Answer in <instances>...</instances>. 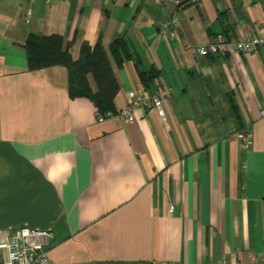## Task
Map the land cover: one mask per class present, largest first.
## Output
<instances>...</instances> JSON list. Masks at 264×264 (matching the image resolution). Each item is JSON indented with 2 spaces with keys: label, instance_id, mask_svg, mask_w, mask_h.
Listing matches in <instances>:
<instances>
[{
  "label": "crops",
  "instance_id": "crops-1",
  "mask_svg": "<svg viewBox=\"0 0 264 264\" xmlns=\"http://www.w3.org/2000/svg\"><path fill=\"white\" fill-rule=\"evenodd\" d=\"M0 0V239L49 230L51 264H264V45L200 56L218 36L264 39V0ZM57 34L73 60L100 44L117 91L169 92L160 118H96L67 71L29 70L28 35ZM115 37L138 58L117 64ZM137 70H154L144 88ZM87 80L95 89L90 74ZM251 133L243 147L237 132ZM4 253L1 254L3 256Z\"/></svg>",
  "mask_w": 264,
  "mask_h": 264
},
{
  "label": "trees",
  "instance_id": "trees-1",
  "mask_svg": "<svg viewBox=\"0 0 264 264\" xmlns=\"http://www.w3.org/2000/svg\"><path fill=\"white\" fill-rule=\"evenodd\" d=\"M187 0H182V5ZM26 66L29 70L40 69L52 65H61L67 71L68 97L84 96L88 98L96 108L97 115L113 110V98L117 91V83L113 76L111 66L104 48L100 44L89 46L82 44L78 59L73 60L69 54L67 45L63 47L62 38L57 35L41 36L28 35L23 43ZM109 52L113 60L119 65L126 60H131L135 66L138 58L130 52L126 40L115 37L109 46ZM138 78L144 88L156 76L154 70L145 73L137 70ZM87 74L91 75L95 89L92 90L87 80Z\"/></svg>",
  "mask_w": 264,
  "mask_h": 264
},
{
  "label": "built area",
  "instance_id": "built-area-1",
  "mask_svg": "<svg viewBox=\"0 0 264 264\" xmlns=\"http://www.w3.org/2000/svg\"><path fill=\"white\" fill-rule=\"evenodd\" d=\"M175 7L172 16L159 23V31L164 36L175 37V28L178 25L176 11L182 6V0H168ZM264 45V39L259 36H240L236 40H229L218 36L214 40L193 47L192 50L200 56L224 55L228 53L247 52ZM169 92L165 89L156 94H147L143 89L130 90L128 103L115 112H106L96 115L98 121L114 116L120 121L130 124L134 121L136 109H153L160 118L164 117L165 110L162 101ZM236 136L241 140L243 147L252 144L251 133L247 130L237 132ZM51 239L49 230H35L27 227L17 228L5 234L0 239V250L4 255L0 256V264H51L47 255L46 245ZM154 264H170L167 261H157ZM185 264V263H184ZM209 264H237L221 261Z\"/></svg>",
  "mask_w": 264,
  "mask_h": 264
},
{
  "label": "rangeland",
  "instance_id": "rangeland-1",
  "mask_svg": "<svg viewBox=\"0 0 264 264\" xmlns=\"http://www.w3.org/2000/svg\"><path fill=\"white\" fill-rule=\"evenodd\" d=\"M2 253H4L3 250H0V256H1Z\"/></svg>",
  "mask_w": 264,
  "mask_h": 264
}]
</instances>
